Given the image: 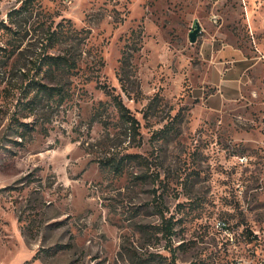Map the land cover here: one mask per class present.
I'll use <instances>...</instances> for the list:
<instances>
[{
    "label": "rangeland",
    "instance_id": "374dc122",
    "mask_svg": "<svg viewBox=\"0 0 264 264\" xmlns=\"http://www.w3.org/2000/svg\"><path fill=\"white\" fill-rule=\"evenodd\" d=\"M20 2L0 0V20ZM260 2L41 0L86 38L23 139L5 134L38 51L36 11L21 16L28 33L0 57V264H264V66L240 99L196 106L213 45L259 53Z\"/></svg>",
    "mask_w": 264,
    "mask_h": 264
},
{
    "label": "trees",
    "instance_id": "16d2710c",
    "mask_svg": "<svg viewBox=\"0 0 264 264\" xmlns=\"http://www.w3.org/2000/svg\"><path fill=\"white\" fill-rule=\"evenodd\" d=\"M20 5L10 9L6 14V19L0 20V57L6 56L5 52H12L19 47V42L28 33L27 30L22 31V23L25 22L21 17L25 12L37 15V34L38 51L33 60L30 61L28 72L24 73L27 83L21 88L22 97L17 100L15 110L9 117L5 134L12 133L25 138L27 134L34 130L31 121H23L22 119L34 115L39 101L44 97L48 99L57 98L63 95L61 88L51 85L53 80H60L68 73H72L77 65V50L80 41L86 38V30L77 28L73 22L65 17H61L58 21L54 15L41 6V0H20ZM42 18H40V16ZM44 17V18H43ZM75 41L69 46L67 42ZM65 43V46H63ZM57 50V51H55ZM124 56L123 59L124 60ZM33 71V75L30 73ZM49 81L51 84H46ZM119 81L123 83V75L119 74ZM1 84V82H0ZM102 90L112 97L115 108L120 117L129 125V128L136 131L139 126L138 120L130 114L129 109L123 103L121 97L112 94L108 87L102 86ZM7 89L0 85V97L7 96ZM24 98V99H22ZM152 102V101H151ZM150 102V103H151ZM161 135L166 134L165 130H161ZM110 161V159L108 160ZM114 167H118V162L112 160ZM166 233L171 234V225L167 223L165 226Z\"/></svg>",
    "mask_w": 264,
    "mask_h": 264
},
{
    "label": "crops",
    "instance_id": "0c3cea01",
    "mask_svg": "<svg viewBox=\"0 0 264 264\" xmlns=\"http://www.w3.org/2000/svg\"><path fill=\"white\" fill-rule=\"evenodd\" d=\"M255 8L249 15V23L252 33L261 36L259 43L255 40L259 53H248L250 51L227 42L213 45L209 81L212 90L207 94L200 92L196 106L219 111L225 104L240 99L244 87L252 82L250 70L264 66V2Z\"/></svg>",
    "mask_w": 264,
    "mask_h": 264
},
{
    "label": "water",
    "instance_id": "95a60500",
    "mask_svg": "<svg viewBox=\"0 0 264 264\" xmlns=\"http://www.w3.org/2000/svg\"><path fill=\"white\" fill-rule=\"evenodd\" d=\"M201 31V27L198 23H195V26L193 27V29L190 31L189 33V40L190 42H195L197 39L198 34Z\"/></svg>",
    "mask_w": 264,
    "mask_h": 264
},
{
    "label": "built area",
    "instance_id": "2783aa9c",
    "mask_svg": "<svg viewBox=\"0 0 264 264\" xmlns=\"http://www.w3.org/2000/svg\"><path fill=\"white\" fill-rule=\"evenodd\" d=\"M218 225L223 228L225 226V222H219Z\"/></svg>",
    "mask_w": 264,
    "mask_h": 264
}]
</instances>
